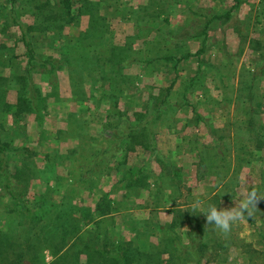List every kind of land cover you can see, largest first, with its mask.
I'll return each instance as SVG.
<instances>
[{
	"label": "trees",
	"instance_id": "obj_1",
	"mask_svg": "<svg viewBox=\"0 0 264 264\" xmlns=\"http://www.w3.org/2000/svg\"><path fill=\"white\" fill-rule=\"evenodd\" d=\"M107 1L6 0L5 4H0L3 9L8 4V18L17 28L25 49L21 69H16L13 63L8 64L10 62L2 63L9 67L10 74L0 75V117L11 116L12 125L16 126L24 115L33 114L42 139L46 114L44 97L53 98L55 103L90 102L96 110L104 107L102 126L109 129L103 135L114 141L109 146L94 148L89 157L78 156L75 150L67 154L45 152L43 164L39 166L34 159L36 152L31 148L13 145L12 138L9 147L0 138L1 193L9 197L11 209L23 218L17 234L0 230V264H44L45 250L51 256L47 264H83L81 256L85 257L84 264H203L211 261L225 264L231 244L240 250L245 264H255L252 257L256 258L258 254L264 258V250H256L242 238L236 243L232 234L228 236L214 225H208L204 212L209 205L219 209L223 200L230 202L235 198L240 170L256 161L255 153L264 148L261 116L264 104V0L251 4L244 17H239L238 12L243 4L249 5V0H209L213 4L208 6L200 5V0H148L138 7L124 5V0H112L116 4V15L133 21L134 32L123 45L112 42L107 18L100 13L101 3ZM27 13L32 16V23L19 19ZM176 13H180V22L172 24L171 16ZM83 15L88 16L87 28L74 35L65 34V28L77 24ZM226 28L232 29L239 38L235 53L228 51L224 44L215 46L211 40L210 32ZM140 38L142 47L136 49L133 44ZM190 41L198 42L195 52L189 50ZM44 47L58 55L45 54ZM212 48L222 53L219 66L205 59V54ZM244 48L250 51L249 65L241 64L237 70L235 62ZM190 57H196L198 64L193 75L181 83L184 96L205 91L208 77L221 84L226 101L232 99L230 92L235 93V120L226 122L223 128L209 127L213 143L201 148L196 146L195 179L202 181L213 177V188L221 187L218 192L205 197L206 201L196 211L192 210L193 205L186 209L177 207L180 205L177 198L182 196L180 188L185 184L180 175H175L180 174L179 169L173 165L171 168L165 166L166 176L153 178L155 195L161 200L153 206L171 214L170 223L151 225L144 219L125 221L133 232L132 237L126 239L120 232H115L112 213L119 208L112 203L109 193H101L94 207L83 204L80 195L83 196L85 190L91 195L98 188L100 178L109 176L113 156L121 152L127 154L136 146L146 147L150 140V146H153L151 123L164 116L168 118L171 108L167 103L172 84L163 88L160 94L150 95L143 112L129 115L118 108L119 100L124 98L122 88L128 83L125 68L134 63L142 66L162 59L164 69L175 70L176 64ZM61 70L67 71L70 85V96L65 99L59 93L58 72ZM36 74L47 85V93L34 82ZM235 75L238 78L236 86L232 82ZM216 77L220 81H216ZM14 88L16 100L11 104L6 96L7 91ZM184 96L182 98L186 99ZM64 116L66 128L55 131L59 141L67 137H88L89 118L75 111L64 112ZM3 125L0 120V133ZM123 140L127 143L121 144ZM9 164L12 174L8 172ZM59 167L65 173L58 171ZM168 169L175 176H168ZM146 180L143 169L123 176L120 182H123L124 196L145 187ZM35 181L43 183L44 188L33 192L34 199L29 201L26 195ZM253 189L264 196V172L258 183L248 186L247 192ZM203 200L200 196L194 201ZM262 209L264 200L257 204L254 214ZM254 214L252 218H246L251 223L256 221ZM183 218H188L189 226L179 230ZM257 227L264 246V222Z\"/></svg>",
	"mask_w": 264,
	"mask_h": 264
},
{
	"label": "crops",
	"instance_id": "obj_2",
	"mask_svg": "<svg viewBox=\"0 0 264 264\" xmlns=\"http://www.w3.org/2000/svg\"><path fill=\"white\" fill-rule=\"evenodd\" d=\"M147 1L148 0H124V5L128 3L129 6L138 7L145 4ZM116 11V4L114 1L108 0L106 3H101L100 13L107 18L112 34V42L116 45H123L126 38L134 32L133 21L122 19L116 15ZM179 14L180 13H176L171 17H180ZM112 19L117 20L115 23L116 25L111 23ZM79 20V23L67 26L73 28L71 33L77 34L79 31H83L87 28L88 16L83 15ZM188 46L191 52H195L198 48V42L190 41ZM133 47L136 49L141 48L142 38L136 39ZM213 50L218 54L220 53L219 49L212 48L208 51L209 53L207 52L208 56H205V59L211 61L212 64L219 66L222 61V53L216 57L217 59L214 58L215 60L212 58V60L206 58L210 57L209 54L211 52L213 53ZM228 51L230 50L228 49ZM162 63L161 59L159 61L154 60V62L149 64H142V66L139 63H134L130 65V67L125 68L124 73L127 75L125 80L128 83L122 88V97L124 98H121L118 102V108L127 112L129 115H132L133 112L137 111L143 112L145 111V102L150 95H158L163 88L172 84L167 103V107L171 108L168 118L164 116L162 119H159L150 125V128L154 133L152 138L153 146H150V140L149 145L146 147L136 146L133 151H128L127 154L121 152L118 155L113 156L110 162L112 170L109 176H102L100 178L98 188H96L91 195H88L87 190L82 193V201L84 202L89 199V202L87 201L86 203L91 207H94L95 202L101 193H109V197L113 199L112 203L114 202L117 204L116 207L119 208L116 212L112 213L115 232H120L121 236L127 237L126 239H128L133 233L125 227V220L128 219V216L130 217V221L144 219V221L148 220L151 225L156 222L164 224L170 223L172 219L171 214L163 211L164 209L162 208L154 209L153 206V203L156 201H161L158 199L159 197L155 195L156 186H154L155 183L153 178H157V176H166L165 166L171 168L173 165L174 168L179 169V171H181L180 174L175 173V175H180L183 184H185V186L183 185L180 188L182 196L181 198H177V203H180L177 207L186 209L189 205L191 206L197 203L194 200L200 196L204 198V200L200 202V204H202V202L204 203L206 201L205 197L219 191V188L221 187L220 185L213 188V177L203 179L202 181H197L195 179L194 163L198 158L196 146L198 148H201L202 146H210L213 143V136L210 133L209 127L223 128L226 122L234 121L235 115H237L234 101L235 93L230 92L232 99L226 101L227 99H224L226 94H224L221 84L212 81L211 77H208L205 81V91L187 93L185 96L183 95V92L185 91L184 86H181V83L183 81L185 82L195 72L198 64L196 57H190L186 61L176 64L175 70L172 68L164 69L163 66H161ZM248 63L249 61L245 62L247 66L249 65ZM241 64H244L242 59H237L235 62L237 70ZM59 73L58 78L67 84L66 96L62 95L61 97L68 98L70 96L68 73L66 70H61ZM217 80L220 81V79L216 77V81ZM237 81L238 78L237 75H235L232 81L234 86L237 85ZM87 87L88 84L86 83V88ZM96 87L97 89L99 88L97 84ZM182 96L186 97V99L182 98ZM56 104L58 105L57 108H62V111H75L78 114H82L85 118H89L88 129L90 133H88V137L74 139L67 137L66 142L60 140L58 146L67 145V150L60 149L62 154H67L72 150H75L76 155L89 157L90 152H93L94 148L105 147L114 143L111 138H106L104 137L105 135H103L104 133H108L109 129L102 126V121L104 122V120L101 113H104V107L96 110L90 102L76 104L71 101H63ZM263 106L261 109V115L263 114ZM217 118L223 120L224 123L221 125H215L214 120ZM113 124H115V122ZM58 127L65 129V123L61 122ZM125 143H127V141H121V144ZM263 150L264 148L255 153L256 161L248 166V168H251L254 166V163L260 162L259 177L254 184L258 183L261 174L264 172ZM120 154H124V157L121 158ZM120 160L121 162H119ZM140 169H143L147 175V185L135 189V193H137L139 199L137 201L135 200L137 203L133 201L129 203L128 199L130 197L124 196V190L121 189L123 182H120V180L122 181V177L128 175L131 171H137ZM167 171L168 176L171 177L174 175L171 169H168ZM175 182H177V180ZM240 185L241 180L239 181L238 189L241 188ZM166 189L169 192L170 189ZM166 189L165 192L167 191ZM247 189L245 191L246 193ZM188 193H190V195H186ZM184 202L186 205L183 204ZM224 204H227L225 200L221 202L219 209H221ZM126 205L127 208H130V215L125 213L127 211H122L126 208ZM166 206H169V203L166 204ZM141 211L143 216L139 214ZM124 215H127V218ZM243 222L252 226L253 233L259 236L257 226L262 222L256 220L254 223H251L247 219ZM184 225L186 228L183 229H187L189 226L188 218H183L181 220V226ZM154 238L155 237H151L152 240H154ZM243 239L246 242H250V240Z\"/></svg>",
	"mask_w": 264,
	"mask_h": 264
},
{
	"label": "rangeland",
	"instance_id": "obj_3",
	"mask_svg": "<svg viewBox=\"0 0 264 264\" xmlns=\"http://www.w3.org/2000/svg\"><path fill=\"white\" fill-rule=\"evenodd\" d=\"M250 3L248 4H243L238 12V16L239 17H244L245 13L248 11L249 7H251V4L256 5L258 3L259 0H249ZM6 0H0V4H5ZM200 5L203 6H208L213 4V2H209V0H200ZM218 4V3H216ZM219 5V4H218ZM7 8H8V4H7ZM7 8L3 9L0 8V75L2 76H8V74H10V69L9 67H5L2 63L3 62H10L8 64H15L14 66L16 67V69H21L24 66V53H25V49L23 44L21 43V41L19 40V33L17 28L12 25L10 19L8 18V14H7ZM225 8V7H223ZM26 11V10H25ZM27 12V11H26ZM15 16L17 17V13L15 14ZM181 16L180 17H171V23L176 24L177 22H180ZM20 20H22L24 23H32L33 18L30 14H22L19 17ZM80 21V20H79ZM79 21L77 23H79ZM112 24H115L117 20L112 19L111 20ZM111 24V25H112ZM116 25V24H115ZM73 31L72 27H67L65 29V34H69V35H74L73 33H71ZM210 34L212 35V42L214 43L215 46L217 47H222V45L224 44L225 48H227V50L229 49L230 52L235 53L238 45H239V38L237 37L236 33H234L232 31V29L230 28H226L224 31L221 30H216L214 32H210ZM254 34V33H253ZM258 36V34H256ZM245 49V48H244ZM45 54H54V55H58V53L53 52L52 49L48 48V47H44L42 50ZM209 53V52H208ZM208 53L205 54V56H208ZM210 57H206L209 59H217L216 57H218L220 55V53L218 54L215 50H213V53L211 52ZM250 51L245 49L242 54L237 58V59H242V62L245 63L247 61H249L250 59ZM211 59V60H212ZM214 59V60H215ZM13 66V67H14ZM58 74H60L58 72ZM33 80L36 84L39 85V87L42 88L43 92L48 91V87L45 84V82L42 81L41 76L36 74L33 77ZM61 85V87H60ZM66 87L67 84L64 83L62 80H60L59 78V93L61 94L60 96H66ZM68 93V92H67ZM65 99V97H62ZM6 100L9 103H14V101L16 100V89H11L7 91V96H6ZM55 100H53V98L46 96L43 99V105H44V109L46 110V114L44 115V120H43V127L45 128V134L44 137L42 139L39 138V133H38V126L37 123L34 119V115L33 114H29V115H24V117L22 118V121L19 122V124H17L16 126L12 125V119L11 116L8 117H0V120L3 121L4 123V129L1 131L0 133V138L3 139V141H6L9 145V147H11V138L13 139V145L16 144H20L23 145L27 148H31V150H33V152H36V157H34L36 163L39 166H42L43 162H42V157H43V153L45 152H52V151H57V153H61L60 151L62 149H66L67 150V145H60L58 146V143L60 142L58 140V138H56L55 136V131L60 125L61 122L65 123V128H66V122L64 121V112L61 109L57 108V104L54 102ZM263 120H264V106H263V114L261 115ZM224 121L217 118L214 120V124L215 125H221L223 124ZM1 139V140H2ZM64 139V138H63ZM52 141V142H50ZM65 141L66 140H62ZM10 143V144H9ZM60 147V148H59ZM44 148V149H42ZM61 149V150H60ZM11 148L8 150L10 151ZM262 154L264 155V150L262 152ZM254 166L251 168L248 167H244L240 170V180H241V185L238 189V192L235 195V198L232 199L230 202H227V204H224L221 208V210L223 209H230L232 207L236 206V202L238 203L241 199H243V195H245V191L247 189L248 185L254 184L255 181H257L258 177H259V169H260V162H256L253 164ZM9 174H12V167L9 164ZM250 170V172H249ZM58 171H61V173H65L63 168L59 167ZM40 186V187H39ZM1 184H0V193L2 190L1 188ZM44 188V184L43 183H38L37 181L33 182L31 184V187L29 189L27 196V199L33 200L34 199V193L35 191L40 192V190H43ZM134 190H132L130 192L129 195V199L128 202H135V200L137 201L139 198L137 196V193L133 192ZM80 197H82L80 195ZM58 199V198H56ZM9 197L5 196L4 194H0V230L5 231V232H13L14 234H17L20 230V226L18 225L19 222L23 221V218L20 216H18L16 214L15 211H13V209H11V205L9 204ZM89 200V199H88ZM88 200L82 202L83 204H86L88 206H90L88 203H86ZM89 202V201H88ZM137 203V202H135ZM125 204V203H124ZM141 204V203H138ZM91 207V206H90ZM122 211H127L125 212L126 214L130 215V208H126L123 209ZM135 211H139V210H135ZM143 216L142 211L139 213ZM127 218V215H124ZM255 219L259 222H264V209L262 210H257L254 214ZM130 217L128 216V219H126L125 221H130L129 219ZM116 225V223H115ZM126 229H128L130 231V225H125ZM183 228H186V226H180L179 230H185ZM230 234H232L235 238V242L239 243V240H241L240 238H245L246 240H250V245H252L253 247L256 248V250H264V246L261 243V241L259 240V236H257L255 233H253V228L252 226H249L247 223L245 222H240L237 223L236 225H234L232 227V230L230 232ZM229 236V234H228ZM132 235H130L129 238H131ZM124 238H127L126 236ZM128 238V239H129ZM232 238V237H231ZM154 240H156L154 238ZM231 244V247H229L228 249V261L225 264H245L244 259L242 258L241 254H240V250L236 249L235 246ZM44 256V264H47L50 259L51 256L49 255V253L45 250L43 252ZM208 254V253H207ZM252 260L255 262V264H264V258H262V256L260 255H256V258L252 257ZM80 261L84 264L85 261V257L81 256L80 257ZM216 261L214 262H203V264H215ZM217 264V263H216Z\"/></svg>",
	"mask_w": 264,
	"mask_h": 264
},
{
	"label": "clouds",
	"instance_id": "obj_4",
	"mask_svg": "<svg viewBox=\"0 0 264 264\" xmlns=\"http://www.w3.org/2000/svg\"><path fill=\"white\" fill-rule=\"evenodd\" d=\"M264 200V196L258 194L256 190L247 192L243 199L236 206L230 209H218L215 206L209 205L204 212L206 223L214 225L223 234H229L232 227L237 223L243 222L246 218H252L254 211L257 209V204ZM200 207V202L192 206V210L196 211Z\"/></svg>",
	"mask_w": 264,
	"mask_h": 264
}]
</instances>
